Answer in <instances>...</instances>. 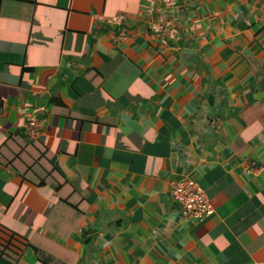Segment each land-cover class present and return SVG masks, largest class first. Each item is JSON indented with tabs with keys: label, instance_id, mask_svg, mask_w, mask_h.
<instances>
[{
	"label": "crops",
	"instance_id": "crops-1",
	"mask_svg": "<svg viewBox=\"0 0 264 264\" xmlns=\"http://www.w3.org/2000/svg\"><path fill=\"white\" fill-rule=\"evenodd\" d=\"M151 4L0 0V147L36 115L76 191L0 160L16 264H264V0Z\"/></svg>",
	"mask_w": 264,
	"mask_h": 264
},
{
	"label": "trees",
	"instance_id": "trees-1",
	"mask_svg": "<svg viewBox=\"0 0 264 264\" xmlns=\"http://www.w3.org/2000/svg\"><path fill=\"white\" fill-rule=\"evenodd\" d=\"M0 160L9 169L37 185H53L59 192V203L72 202L65 189L73 185L57 168L53 153L39 140L30 141L23 132L12 134L0 147ZM76 193V191H75ZM0 258L6 264H16L18 259L9 244L0 243Z\"/></svg>",
	"mask_w": 264,
	"mask_h": 264
},
{
	"label": "built area",
	"instance_id": "built-area-1",
	"mask_svg": "<svg viewBox=\"0 0 264 264\" xmlns=\"http://www.w3.org/2000/svg\"><path fill=\"white\" fill-rule=\"evenodd\" d=\"M174 1L176 0H145V2L150 4L151 2L171 4ZM43 126L44 120L39 119L34 114L29 115L25 130L26 138L30 141L36 140L41 135ZM172 196L182 206L185 216L203 218L214 213L213 204L206 191L193 179L185 178L176 182Z\"/></svg>",
	"mask_w": 264,
	"mask_h": 264
}]
</instances>
